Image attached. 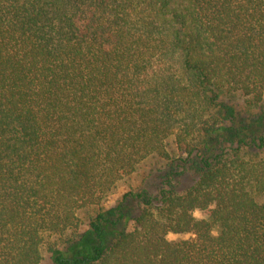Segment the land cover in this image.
<instances>
[{"label":"trees","instance_id":"trees-1","mask_svg":"<svg viewBox=\"0 0 264 264\" xmlns=\"http://www.w3.org/2000/svg\"><path fill=\"white\" fill-rule=\"evenodd\" d=\"M263 100L264 0H0V264H264Z\"/></svg>","mask_w":264,"mask_h":264},{"label":"rangeland","instance_id":"rangeland-1","mask_svg":"<svg viewBox=\"0 0 264 264\" xmlns=\"http://www.w3.org/2000/svg\"><path fill=\"white\" fill-rule=\"evenodd\" d=\"M232 102H234L237 107L243 108L245 106L243 99L241 96H236L234 98H230ZM252 114H256L261 108H264V100L260 104V106H255L252 107ZM169 149L171 151V154L173 155V160L174 163L171 166L172 162L166 161L164 163L159 164H146L145 166H142L139 168L134 174L129 176L128 178L123 179L120 181L116 188L105 198L103 202V207L105 209H111L117 206V204L120 202L122 199L124 193L133 191V192H139L142 190H146L150 195L156 196L158 192L161 190V188L165 187V179L166 177L172 175V174H177L181 172L182 166L180 164V160L178 157L182 156L177 154L174 151L173 143L170 141L169 143ZM162 169L157 171L158 167H161ZM171 166V167H170ZM152 170V171H151ZM149 172H154L152 175L148 174ZM192 171L187 170L182 174H177L175 176V184L178 187V189H183L185 188L188 184L192 182ZM130 201V200H129ZM132 207L134 208V211L137 213L139 210V203L137 201L131 200L130 201ZM91 214V210H85L80 213L81 216V232L85 231L88 229V217ZM199 215V213H196ZM182 236L177 235V234H172L170 233L168 235V238L171 240H176L181 238ZM50 254L48 252H45V262H50L49 260Z\"/></svg>","mask_w":264,"mask_h":264}]
</instances>
